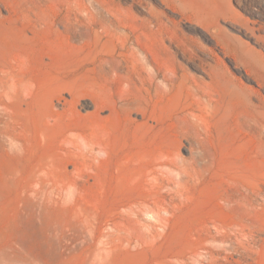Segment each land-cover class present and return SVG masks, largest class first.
Instances as JSON below:
<instances>
[{"label": "rangeland", "instance_id": "374dc122", "mask_svg": "<svg viewBox=\"0 0 264 264\" xmlns=\"http://www.w3.org/2000/svg\"><path fill=\"white\" fill-rule=\"evenodd\" d=\"M247 194L264 0H0V264H264Z\"/></svg>", "mask_w": 264, "mask_h": 264}, {"label": "bare ground", "instance_id": "6f19581e", "mask_svg": "<svg viewBox=\"0 0 264 264\" xmlns=\"http://www.w3.org/2000/svg\"><path fill=\"white\" fill-rule=\"evenodd\" d=\"M188 48H189V46H188ZM169 72H170L172 78L176 77L177 73H176V71L174 69H171ZM160 73H161V69H160V67H157L156 70H155V73H153V78H154L153 81H157V79L159 78V74ZM131 87H127L126 89H124L125 107L128 109L130 114H132L133 112L137 113L138 112V110L136 109L137 107H138V109H141V106H139V105L141 104V101L143 99L142 97L144 96L142 87L141 88L140 87H136V86H131ZM55 100H56V98H55ZM64 100H65V104H67L68 100L67 99H64ZM141 114L143 115V117H145V113L144 112H141ZM178 116H179L178 117V119H179L180 118V114H178ZM184 117L186 119L188 118L186 115ZM181 144L182 143H177L173 147H168L165 150V153L163 155H161L157 160L153 159L154 164H157V165L158 164H165V163L172 164V162L174 160H176V158H179L181 156L180 155ZM144 157L145 156H142V158H140V162H141V164L143 163V164L146 165V162H149L148 161L149 159H145ZM181 188H183V187H181ZM239 203H241L242 205H245L248 208V210L251 211V213H254L255 215L260 214V215L264 216V204L260 208L258 205H256L255 201L250 197L249 194L243 195V197L240 199ZM166 208L167 207H165V209ZM227 213H229V212H227ZM215 226H216V228H212L211 227V229L209 231V234H213L214 237H216V236H219V237L220 236L221 237L227 236V239H225V240H228V242L231 243V245H233V244L242 245V244H244L246 242L245 239H242L241 241L232 240L233 239L232 238L233 237L232 234H230L227 230H223L222 228H220L216 224H215ZM119 228H120V226H119ZM250 239H252V240H248L249 242L247 241V244H250V242H256V240H255L256 238H254V240H253V237H251ZM263 242H264V237L262 238V243ZM200 247L207 248V249H209V248L213 249L212 245L206 246V244H202Z\"/></svg>", "mask_w": 264, "mask_h": 264}]
</instances>
